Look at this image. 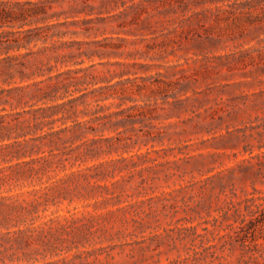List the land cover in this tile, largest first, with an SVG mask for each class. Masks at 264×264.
I'll return each mask as SVG.
<instances>
[{"label":"rangeland","instance_id":"1","mask_svg":"<svg viewBox=\"0 0 264 264\" xmlns=\"http://www.w3.org/2000/svg\"><path fill=\"white\" fill-rule=\"evenodd\" d=\"M169 18L150 30L111 18L88 33L68 28L78 33L66 38L94 41L100 53L78 66L96 78L178 79L183 104L179 117L153 120L162 134L153 146L102 154L94 170L66 163L45 189L15 187L17 203L35 205L20 211L34 227L28 257L20 249L3 264H264V224L255 222L258 248L234 233L247 198L264 192V29ZM131 133L145 138L97 136Z\"/></svg>","mask_w":264,"mask_h":264},{"label":"trees","instance_id":"2","mask_svg":"<svg viewBox=\"0 0 264 264\" xmlns=\"http://www.w3.org/2000/svg\"><path fill=\"white\" fill-rule=\"evenodd\" d=\"M157 16L191 24L209 21L211 28L264 29V0H0V264L21 259L20 249L29 255L27 232L34 221L26 224L20 211L33 212L35 205L17 203L15 187L39 183L32 190L45 189L60 178L50 180L66 163L94 170L102 154L128 151L138 141L153 146L162 138L153 120L179 117L184 99L176 96L182 86L178 79L127 85L112 83L113 77L96 78L88 67L78 66L82 56L100 53L90 46L94 41L66 38L78 33L70 26L88 33L97 29L92 22L106 18L118 27L150 30ZM109 99L117 101L102 103ZM104 130L142 131L145 138L97 136ZM247 201L234 233L243 246L258 248L255 222L264 224V192Z\"/></svg>","mask_w":264,"mask_h":264}]
</instances>
